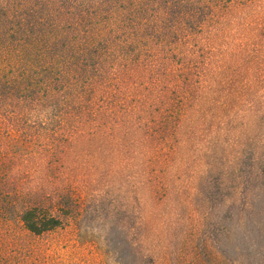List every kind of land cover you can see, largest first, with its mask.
<instances>
[{
	"label": "trees",
	"instance_id": "16d2710c",
	"mask_svg": "<svg viewBox=\"0 0 264 264\" xmlns=\"http://www.w3.org/2000/svg\"><path fill=\"white\" fill-rule=\"evenodd\" d=\"M255 1L0 0V264H39L32 240L67 227L75 203L63 179L81 149L132 148L141 160L168 144L205 49L225 43L233 15ZM253 158L242 179L206 165L191 192L245 208L249 193L264 194V158ZM133 255L128 264H158Z\"/></svg>",
	"mask_w": 264,
	"mask_h": 264
},
{
	"label": "rangeland",
	"instance_id": "374dc122",
	"mask_svg": "<svg viewBox=\"0 0 264 264\" xmlns=\"http://www.w3.org/2000/svg\"><path fill=\"white\" fill-rule=\"evenodd\" d=\"M233 21L227 41L205 49L187 117L178 110L184 125L168 128V144L141 160L132 148L80 150L75 175L63 179L73 213L65 229L32 240L34 263L128 264L145 251L158 264H264V194L249 193L248 206L228 209L219 195L191 192L206 165L236 169L242 179V163L247 171L253 154L264 158V1ZM173 98L176 109L181 99ZM146 161L151 179L141 171Z\"/></svg>",
	"mask_w": 264,
	"mask_h": 264
}]
</instances>
